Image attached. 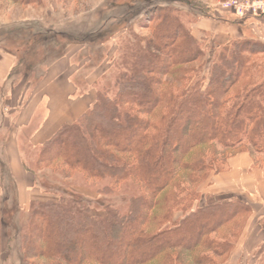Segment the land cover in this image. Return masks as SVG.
I'll return each instance as SVG.
<instances>
[{"label": "trees", "instance_id": "16d2710c", "mask_svg": "<svg viewBox=\"0 0 264 264\" xmlns=\"http://www.w3.org/2000/svg\"><path fill=\"white\" fill-rule=\"evenodd\" d=\"M142 41L121 47L113 85L96 89L91 108L40 146L34 166L24 162L35 175L47 168L73 173L109 196L129 188L125 201L104 204L102 215L76 194L31 202L18 232L26 264H219L238 240L246 204L193 202L226 152L254 156L241 148L246 141L264 154V63L251 59L264 43L233 40L205 84L190 66L201 48L175 19L163 18Z\"/></svg>", "mask_w": 264, "mask_h": 264}, {"label": "rangeland", "instance_id": "374dc122", "mask_svg": "<svg viewBox=\"0 0 264 264\" xmlns=\"http://www.w3.org/2000/svg\"><path fill=\"white\" fill-rule=\"evenodd\" d=\"M33 1L32 4L22 5L10 0H0V30L10 31L1 39L0 44L2 48L9 49L17 56V63L13 73H11V80H6L0 84V129L4 117L8 113L6 110L8 88L14 83L15 85L22 83L23 86L26 80L22 79L23 76L27 79L30 77L36 80L45 68L43 66H46L45 64H48L53 56H57L66 45L85 44L89 47L92 46L93 48L89 50L90 57L96 61L97 65H102L106 55L114 52H112V57L108 58L109 67L106 66L105 73L94 84L96 90L103 85H113L116 66L121 56V47L126 49L135 40H141L142 43V40L149 39L153 29L159 26L165 17L175 19V22L181 27L192 32L201 48V54L191 62L190 66L196 70L195 73L198 74L199 78H204L205 84L210 75V66L219 62V54L228 55L233 40L239 39L220 43L212 37L209 31L198 27V22L206 20L203 14L224 17V19L231 16L229 12L217 6L219 0ZM28 6H31V9ZM193 28L201 32H195ZM60 34L75 37L80 41L69 43L60 37ZM44 36L47 37V40L40 44ZM179 42L178 39L176 43ZM260 50L264 51V46L261 45ZM251 59H258V63H264V53L251 56ZM101 61H103L102 64H100ZM4 143L5 139L0 136V163L3 164L4 169V173L0 177V264H26L22 256L23 250L18 232L27 223L29 207H21L18 201L16 185L6 167V159L3 153ZM22 148L25 150L24 162L34 166L40 147H31L30 145L29 148L27 144H22ZM241 148L252 150L255 159L264 169L263 153L255 152L246 141L241 144ZM229 153L230 151L226 152L221 157L220 162L217 163L220 168H223L225 157ZM206 179L198 185V191ZM36 180L42 185L41 187L37 184L38 187L46 194L47 199L44 201L59 202L62 197L76 194V196L91 201V207L95 211L93 212L94 215H102L101 208L106 203L121 204L129 192V188L122 187L124 190L115 192L114 195H105L97 192L100 189L99 184L86 183L73 173L61 174L52 168L38 170ZM50 188L52 191H49ZM216 198L213 194H202L199 191L198 200L193 202V207L213 203ZM181 214V212H176L174 216L179 218ZM33 260L30 262L34 264L44 263L43 260Z\"/></svg>", "mask_w": 264, "mask_h": 264}, {"label": "crops", "instance_id": "0c3cea01", "mask_svg": "<svg viewBox=\"0 0 264 264\" xmlns=\"http://www.w3.org/2000/svg\"><path fill=\"white\" fill-rule=\"evenodd\" d=\"M204 18L207 21L198 22V27L209 31L220 43L243 37L264 43V16L235 21L206 14ZM9 32L0 30V41ZM90 48L93 47L85 44L66 45L43 66L45 68L36 80L23 76L22 79H26L23 86L22 83H11L8 88V113L1 125L0 136L5 139L6 167L23 208L47 198L37 185L36 175L25 169L22 144L29 148L30 145L40 147L61 126L77 121L91 108L96 97L94 84L105 73L106 66L109 67L108 58L114 52L102 59V65H97L90 57ZM16 63V54L0 44V84L11 80ZM199 191L241 201L250 208L238 240L219 264H261L264 255V169L255 157L245 150L229 155L224 168L212 172Z\"/></svg>", "mask_w": 264, "mask_h": 264}, {"label": "built area", "instance_id": "2783aa9c", "mask_svg": "<svg viewBox=\"0 0 264 264\" xmlns=\"http://www.w3.org/2000/svg\"><path fill=\"white\" fill-rule=\"evenodd\" d=\"M217 6L237 20L264 16V0H219Z\"/></svg>", "mask_w": 264, "mask_h": 264}]
</instances>
